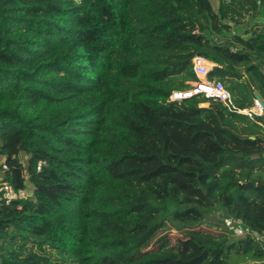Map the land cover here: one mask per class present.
Returning <instances> with one entry per match:
<instances>
[{
  "label": "trees",
  "instance_id": "obj_1",
  "mask_svg": "<svg viewBox=\"0 0 264 264\" xmlns=\"http://www.w3.org/2000/svg\"><path fill=\"white\" fill-rule=\"evenodd\" d=\"M263 18L264 0H0V183L31 190L0 195V264H264V115L169 101L200 56L233 106L264 102Z\"/></svg>",
  "mask_w": 264,
  "mask_h": 264
},
{
  "label": "built area",
  "instance_id": "obj_2",
  "mask_svg": "<svg viewBox=\"0 0 264 264\" xmlns=\"http://www.w3.org/2000/svg\"><path fill=\"white\" fill-rule=\"evenodd\" d=\"M207 62H209L207 59L200 56H195L192 58V68L198 80L190 81L189 82L190 88L188 89L173 90L169 95V101H179L183 98L192 96L196 93H203L205 97H216L220 102L227 105L230 109L242 115L248 117H252V115H255L256 113L251 107L238 108L233 106V104L231 103L229 92L226 90V88L224 87L221 81L218 80L209 81L207 79V73L212 68L208 66ZM200 84L209 85L210 88L203 86V87H199L196 92H193V88L195 86H199ZM187 91H190V93H187ZM254 105L258 108V111L263 110V108H261V106L255 101H254ZM1 166L3 170L7 169V164L5 162H2ZM39 167H40V163L38 164V169ZM0 195L5 203H9L13 199L26 198L30 196L31 190L28 188L15 190L8 183L2 182L0 183ZM224 223L226 226H230L232 220L225 219ZM236 223L238 226L235 228V231L238 235H244L248 233L246 229L239 226L240 221H236Z\"/></svg>",
  "mask_w": 264,
  "mask_h": 264
},
{
  "label": "rangeland",
  "instance_id": "obj_3",
  "mask_svg": "<svg viewBox=\"0 0 264 264\" xmlns=\"http://www.w3.org/2000/svg\"><path fill=\"white\" fill-rule=\"evenodd\" d=\"M211 3H212V6L214 8H216L217 6V0H211ZM264 19V18H263ZM244 20H245V27H249L251 23H253L254 21H256V18L255 19H250L247 15L244 16ZM238 30V29H237ZM240 30V29H239ZM23 158H26V157H23ZM24 160V159H23ZM219 216V215H218ZM168 233V236L170 238L171 241H175L176 237L180 236V234L175 231V230H170L167 232ZM49 253V252H48ZM52 255V257L55 255L53 252L50 253ZM45 264H60L59 262L57 261H54V260H46L45 261Z\"/></svg>",
  "mask_w": 264,
  "mask_h": 264
},
{
  "label": "water",
  "instance_id": "obj_4",
  "mask_svg": "<svg viewBox=\"0 0 264 264\" xmlns=\"http://www.w3.org/2000/svg\"><path fill=\"white\" fill-rule=\"evenodd\" d=\"M210 66L212 67V63H211ZM203 86L210 88L209 85L200 84L199 86H195L193 88V92H196L199 87H203ZM187 93H190V91H187ZM253 99H254L255 102H257L261 106V108H264V102H263L262 98L260 97V95L256 91H253ZM249 138H253V136H249Z\"/></svg>",
  "mask_w": 264,
  "mask_h": 264
},
{
  "label": "crops",
  "instance_id": "obj_5",
  "mask_svg": "<svg viewBox=\"0 0 264 264\" xmlns=\"http://www.w3.org/2000/svg\"><path fill=\"white\" fill-rule=\"evenodd\" d=\"M209 62H210V61H209ZM210 63H212V66L215 65V63H213V62H210ZM251 108H252V109L254 110V112L256 113L255 115H258V116L264 115V108H263V110H261V111H258V108H257L255 105H253Z\"/></svg>",
  "mask_w": 264,
  "mask_h": 264
}]
</instances>
